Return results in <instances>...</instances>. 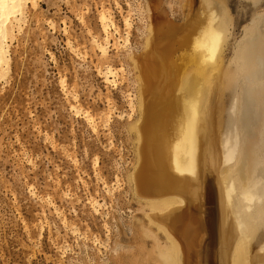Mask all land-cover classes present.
Returning a JSON list of instances; mask_svg holds the SVG:
<instances>
[{
  "label": "bare ground",
  "instance_id": "1",
  "mask_svg": "<svg viewBox=\"0 0 264 264\" xmlns=\"http://www.w3.org/2000/svg\"><path fill=\"white\" fill-rule=\"evenodd\" d=\"M243 1L255 7L253 18L242 26L226 59L232 25L227 0H186L188 13L181 23L153 4L148 27L139 34V49L122 53L121 63L136 86L123 96L131 110L136 106V116L117 111L106 99L117 118H132L118 133L124 130L134 149L133 171L127 176L132 198L156 211L147 220L164 236V244L153 236V264H264V246L253 259L248 247V239L264 227V175L259 172L264 165V0ZM35 7L36 0H0V92L11 71L12 47L19 46L28 9ZM97 22L100 35H90L100 55L94 70L105 86H112L118 71L108 48L128 46L131 24L124 18L121 30L106 7ZM59 84L75 102L76 95L62 80ZM225 101L231 119L227 126L222 123ZM70 111L92 130H110L100 113L74 104ZM122 194L126 197L128 191ZM88 201L93 209L99 205L96 199ZM126 230L135 238L144 233L143 240L152 235L151 229L143 228L140 235L131 226ZM137 247L128 246L130 251ZM129 254L115 263L149 261L145 254Z\"/></svg>",
  "mask_w": 264,
  "mask_h": 264
},
{
  "label": "rangeland",
  "instance_id": "2",
  "mask_svg": "<svg viewBox=\"0 0 264 264\" xmlns=\"http://www.w3.org/2000/svg\"><path fill=\"white\" fill-rule=\"evenodd\" d=\"M182 1L36 0V7L28 9L19 46L12 47L11 71L0 92V264H117L114 259L132 255L129 252L141 258L145 254L149 261L141 264H153V236L165 242L147 220L149 212L156 211L133 199L127 182L134 167V149L131 137L118 130L136 116V106L131 110L123 96L126 89L133 93L136 86L121 61L124 52L139 49L143 40L139 34L148 27L153 4L168 19L181 23L188 13L186 0L184 5ZM226 4L232 25L225 59L255 10L243 0ZM102 7L110 10L121 30L124 18L131 24L128 46L108 48L109 61L118 71L112 86H105L97 76L94 66L100 55L90 42V35H100L97 14ZM61 80L76 95L75 102L62 92ZM107 97L117 111L132 118H117ZM72 104L90 114L100 113L110 130L89 128L82 116L70 111ZM222 105V123L227 126L231 122L228 101ZM89 199H96L98 207L93 209ZM141 223L144 232L152 231L149 240H143L147 237L140 233ZM126 226L136 228L141 238L138 233L137 238L131 235ZM128 246L145 250L130 251ZM263 246L264 227H260L248 239L249 256L253 259Z\"/></svg>",
  "mask_w": 264,
  "mask_h": 264
}]
</instances>
